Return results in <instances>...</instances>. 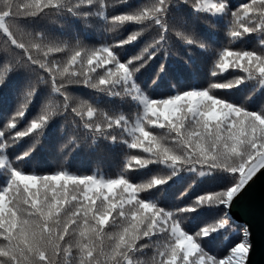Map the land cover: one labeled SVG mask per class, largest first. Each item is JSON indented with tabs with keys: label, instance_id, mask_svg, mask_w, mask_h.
I'll list each match as a JSON object with an SVG mask.
<instances>
[{
	"label": "snow or ice",
	"instance_id": "6c2138e0",
	"mask_svg": "<svg viewBox=\"0 0 264 264\" xmlns=\"http://www.w3.org/2000/svg\"><path fill=\"white\" fill-rule=\"evenodd\" d=\"M185 7L209 28H216L212 17L225 18L227 45L206 42ZM67 18L86 27L99 18L110 35L96 46L36 26ZM253 35L255 47H232ZM177 42L189 46L190 54L192 48L205 51L206 83L175 94L146 93L136 76L156 63L149 89L157 85L167 74L169 57L179 55ZM134 45L138 50L130 53ZM228 72L235 77L225 80ZM16 74L21 75L16 106L0 127V168L6 177L0 187V264H249L252 233L247 225L233 224L229 209L264 172V0L235 8L229 0H0V89L7 90ZM250 82L242 102L224 95L223 90ZM99 94L120 103L131 97L140 107L126 115L119 104L99 106ZM254 97L258 106L250 107ZM37 100L39 113L21 126ZM61 116L72 127L57 168L27 170L44 130ZM25 137L34 142L10 161L8 149ZM81 145L101 153L125 146L119 171L70 173L66 165ZM152 165L171 172L135 179ZM180 172L221 173L228 182L191 199L193 180L177 197L189 198L186 205L158 206L164 186ZM206 205L220 215L189 229L191 214ZM226 229L240 235L222 251L211 234Z\"/></svg>",
	"mask_w": 264,
	"mask_h": 264
},
{
	"label": "trees",
	"instance_id": "16d2710c",
	"mask_svg": "<svg viewBox=\"0 0 264 264\" xmlns=\"http://www.w3.org/2000/svg\"><path fill=\"white\" fill-rule=\"evenodd\" d=\"M134 2H140V0H134ZM246 0H229L230 5L235 8L241 6ZM122 10L118 8L117 11ZM184 14L197 24L199 34L206 40L211 42L214 48H222L228 43V37L226 35V29L228 21L223 17H212L216 24V28H209L208 26L199 23V21L193 20V11L190 8L185 7ZM93 27H86L80 20L74 18L62 19L60 23L49 24L47 21H37L36 26L42 29H47L62 35L64 37L78 36L80 39H84L85 42L99 46L108 37L109 33H106L102 27V21L99 18H95L92 21ZM131 28L128 29L130 31ZM258 43V37L249 36L245 39L236 41L232 47L251 49ZM174 47L179 52L178 56H170L167 63V74L163 75L162 79L157 85L152 86L149 89L148 77L156 70V63L151 64L145 72H142L136 76V82L146 92L155 96H161L163 94H175L177 89H188L192 87H200L206 83L207 78V61L208 57L204 50L199 48H192L191 54L189 52V46H185L177 42ZM137 46H130V53L137 51ZM186 60L191 61L197 68V71H193L189 67V63ZM235 73H224L223 78L230 80L235 77ZM21 79L20 74H16L11 78L9 87L7 90L0 89V127L3 126V122L7 116L14 112L16 106V86ZM175 85V87H173ZM252 83L241 85L239 88L232 90H223L224 95L228 96L235 102H242L249 94ZM80 92L87 95L89 90L80 89ZM259 97H254L249 101L250 107L258 106ZM95 102L101 107H109L110 105L119 104V111L123 114H133L137 112L140 107L137 101H133L131 97L125 99L120 103L119 98H114L99 94L95 98ZM40 101L34 102L33 106L26 114L25 120L22 122L26 124L28 120L36 116L39 113ZM64 117H56L52 120L47 128L44 130V135L40 137L41 143L32 154L31 160L24 165L27 170L35 169L37 172H51L54 171L59 162L62 159L60 148L67 140L71 125H65ZM34 141L28 137H25L17 145L8 149V159L13 161L15 156L22 150L30 146ZM98 143L105 145L110 144V141L98 140ZM125 146L120 145L111 151L101 153L95 147H88L87 145H81L70 156L69 162L66 165L70 173H87L91 174L96 172L97 174L104 176H114L119 171V166L122 163L123 151ZM67 151V150H65ZM170 173L171 169L166 168L164 165H152L148 169L142 170L136 174L135 179L149 177L155 175L158 172ZM195 180V184L189 193V198L195 199L198 195H203L208 192L217 191L228 182V178L225 174L215 173L211 176H199L193 172H180L177 177H174L165 187V195L156 201L160 207L171 209L179 206H184L189 202V198L178 200L177 197L180 193L187 188V186ZM6 184L5 169L0 168V187H4ZM220 215L219 211L211 206L206 205L198 209L195 213L191 214V219L187 221L189 229H199L206 224L214 222ZM232 220V219H231ZM234 225L236 224L232 220ZM241 226V225H240ZM239 231L221 230L217 233L211 234L218 242V247L222 251L232 246L237 241ZM210 237H205L209 239ZM213 250H216L215 248ZM150 251V249H149Z\"/></svg>",
	"mask_w": 264,
	"mask_h": 264
},
{
	"label": "water",
	"instance_id": "95a60500",
	"mask_svg": "<svg viewBox=\"0 0 264 264\" xmlns=\"http://www.w3.org/2000/svg\"><path fill=\"white\" fill-rule=\"evenodd\" d=\"M230 218L252 233L249 264H264V172L258 173L229 209Z\"/></svg>",
	"mask_w": 264,
	"mask_h": 264
}]
</instances>
